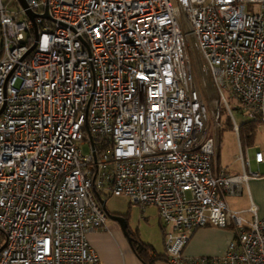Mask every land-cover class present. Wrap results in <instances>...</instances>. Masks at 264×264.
Here are the masks:
<instances>
[{
	"label": "built area",
	"instance_id": "built-area-1",
	"mask_svg": "<svg viewBox=\"0 0 264 264\" xmlns=\"http://www.w3.org/2000/svg\"><path fill=\"white\" fill-rule=\"evenodd\" d=\"M15 1L0 0V264H103L97 193L155 206L171 264H264L257 207L247 221L227 202L260 172L247 150L241 173L215 170L222 107L237 135L234 109L264 123V0ZM206 226L235 236L187 256Z\"/></svg>",
	"mask_w": 264,
	"mask_h": 264
},
{
	"label": "crops",
	"instance_id": "crops-1",
	"mask_svg": "<svg viewBox=\"0 0 264 264\" xmlns=\"http://www.w3.org/2000/svg\"><path fill=\"white\" fill-rule=\"evenodd\" d=\"M222 132L215 170L218 172L225 170L229 173H241L243 171V166L238 155L241 150H247L250 158L249 146L255 145V143H242L240 135H237L236 133L240 146V152L238 153L235 151L233 157L224 156L223 147L226 142L223 138ZM255 162L257 165L264 164V161L257 162L256 159ZM250 169L255 172H260L261 176L250 179L249 182L244 185L241 194L227 197L229 208L238 212V214L247 221L252 220L254 217L253 213L250 212V207L252 205L257 207L258 218L264 219V173L260 170H253L251 168V159ZM107 223L109 230L92 232L87 236L90 246L96 250L103 264H147L135 252L131 245V241L126 236L121 226L116 221L109 218ZM161 227L163 229L162 224ZM234 236V229L232 227L219 228L216 226H206L199 228L195 231L189 243L185 246L184 253L190 257L221 256L227 250L228 244ZM154 249L156 250V253H159L155 247ZM154 264L168 263L163 259H159Z\"/></svg>",
	"mask_w": 264,
	"mask_h": 264
},
{
	"label": "rangeland",
	"instance_id": "rangeland-1",
	"mask_svg": "<svg viewBox=\"0 0 264 264\" xmlns=\"http://www.w3.org/2000/svg\"><path fill=\"white\" fill-rule=\"evenodd\" d=\"M4 2L7 4L8 9L12 12L17 11L19 8V3L15 0H4ZM227 96L231 106L236 105V101L231 98L228 92ZM228 114L229 113L227 112L226 107H222V121L224 123V128L218 131L217 138L219 139L221 132L223 131V138L226 142L223 147V155L233 157L235 151L238 153L240 152V146L236 132L232 129V125L229 126L232 122L229 119ZM233 115L238 124L248 121V118L238 109L233 110ZM257 123L259 125L255 145L249 146L251 168L253 170H260L264 173V164L257 165L254 159L257 151L264 154V123ZM79 146L84 155L91 152L90 144ZM102 199L106 202V208L111 214L122 215L127 219L128 229L136 233L142 242L153 245L159 253H165L166 247L164 242V233L160 224V218L158 217V210L155 206H148L143 209L138 205L131 204L130 200L123 195L116 196L103 193ZM0 237H2L1 232ZM150 256H152L151 253ZM166 262L171 264L169 261Z\"/></svg>",
	"mask_w": 264,
	"mask_h": 264
},
{
	"label": "trees",
	"instance_id": "trees-1",
	"mask_svg": "<svg viewBox=\"0 0 264 264\" xmlns=\"http://www.w3.org/2000/svg\"><path fill=\"white\" fill-rule=\"evenodd\" d=\"M1 24H0V57L2 54V41H1ZM232 124H229V126ZM258 123L256 121H247L242 123L240 126V139L241 142L244 144H254L256 141L257 130H258ZM2 237H0V247L4 244L6 240V235L4 232L0 231ZM129 234L131 237V245L138 256L147 264H154L157 260L163 259L168 261L166 254L156 253L154 246L151 244H146L140 240L136 233L129 229ZM152 253V256H150Z\"/></svg>",
	"mask_w": 264,
	"mask_h": 264
},
{
	"label": "water",
	"instance_id": "water-1",
	"mask_svg": "<svg viewBox=\"0 0 264 264\" xmlns=\"http://www.w3.org/2000/svg\"><path fill=\"white\" fill-rule=\"evenodd\" d=\"M21 2V4L27 8V3L25 0H19ZM27 13L29 15V17L31 18L32 21L35 20V13H33L32 11H30L29 9H27ZM44 17H48V18H51L48 14V9L46 8V12L43 14ZM36 46V44H34L30 51L32 49H34ZM97 196H98V199L99 201L101 202V204L103 205V208H104V211L105 213L107 214V217L113 221H116L122 228V230L124 231V233L126 234V236L129 238V240L131 241V237H130V234H129V230H128V221L127 219L122 216V215H118V214H111L107 208H106V202L102 199V197L99 195V193H97ZM6 245V241L4 242V244L0 247V251L5 247Z\"/></svg>",
	"mask_w": 264,
	"mask_h": 264
}]
</instances>
